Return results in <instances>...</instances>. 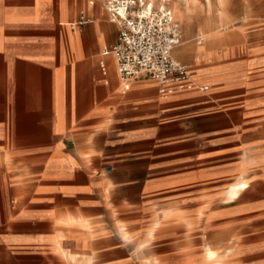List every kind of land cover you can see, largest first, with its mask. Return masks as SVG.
Here are the masks:
<instances>
[{
    "label": "crops",
    "instance_id": "1",
    "mask_svg": "<svg viewBox=\"0 0 264 264\" xmlns=\"http://www.w3.org/2000/svg\"><path fill=\"white\" fill-rule=\"evenodd\" d=\"M103 2L0 0V264H206L186 188L258 90L202 65L225 33L173 49L206 90L123 89Z\"/></svg>",
    "mask_w": 264,
    "mask_h": 264
},
{
    "label": "rangeland",
    "instance_id": "2",
    "mask_svg": "<svg viewBox=\"0 0 264 264\" xmlns=\"http://www.w3.org/2000/svg\"><path fill=\"white\" fill-rule=\"evenodd\" d=\"M164 4L181 28L180 43L185 39L197 46L196 37L202 36L204 43L208 30L226 32L228 39L211 48L202 65L235 69L250 90H258L255 102L244 104L243 119L219 131L222 139H232L221 141L218 156L205 159L201 178L186 188L188 200L201 207L197 227L186 228L200 233L206 264H264V0H165ZM186 5L189 11L184 13ZM201 55L196 52L195 59L199 61ZM182 62L191 65L192 59ZM240 178L238 186L247 187L229 198L228 186ZM206 249H214L220 257L208 263Z\"/></svg>",
    "mask_w": 264,
    "mask_h": 264
},
{
    "label": "built area",
    "instance_id": "3",
    "mask_svg": "<svg viewBox=\"0 0 264 264\" xmlns=\"http://www.w3.org/2000/svg\"><path fill=\"white\" fill-rule=\"evenodd\" d=\"M163 1L104 0L103 5L110 20L117 24L118 32L103 53L113 54L123 89H128L132 79L144 75L158 82L161 95H167L170 89L206 90L208 85L195 81L192 67L173 55L182 33L172 10ZM87 20L82 12L78 23ZM202 41L198 35L196 43Z\"/></svg>",
    "mask_w": 264,
    "mask_h": 264
},
{
    "label": "bare ground",
    "instance_id": "4",
    "mask_svg": "<svg viewBox=\"0 0 264 264\" xmlns=\"http://www.w3.org/2000/svg\"><path fill=\"white\" fill-rule=\"evenodd\" d=\"M185 3H187V2H189L190 0H183ZM174 8L176 9V6H174ZM176 15H177V13L179 12L177 9H176ZM182 11H184V13H186V12H188L189 11V7L186 5V7H185V9H182ZM205 14V13H204ZM182 15V14H181ZM180 15V16H181ZM187 17V16H186ZM179 18V17H178ZM185 19V18H184ZM227 19V18H226ZM181 20V19H180ZM188 20V19H187ZM209 22V21H208ZM185 23V22H184ZM221 25V24H220ZM217 33L218 32H216V31H213V30H208V31H206V40H205V42L204 43H201V44H197V46H196V52L197 53H203V51H205V49H208L209 47H211V46H209L208 47V43L209 42H211V44L212 43H214V41H217V40H215V38L214 37H216V35H217ZM226 33V32H225ZM219 36V35H218ZM212 47H214V45H212ZM190 53V52H189ZM192 53V52H191ZM177 55H179V57H181V58H184L185 57V55H184V53H178ZM255 116V115H254ZM229 198H235L236 196H238L237 195V189H232L231 191H230V193L227 195ZM204 257H205V259L207 260V262L208 263H213V262H215L216 260H217V258H219L220 257V255L219 254H217V252L215 251V250H213V249H208V250H206V251H204Z\"/></svg>",
    "mask_w": 264,
    "mask_h": 264
}]
</instances>
